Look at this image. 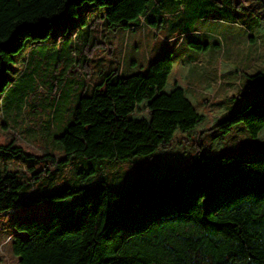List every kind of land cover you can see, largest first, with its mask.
I'll return each mask as SVG.
<instances>
[{
  "label": "trees",
  "instance_id": "16d2710c",
  "mask_svg": "<svg viewBox=\"0 0 264 264\" xmlns=\"http://www.w3.org/2000/svg\"><path fill=\"white\" fill-rule=\"evenodd\" d=\"M257 1L264 7V0ZM86 2L95 5L93 9L101 13L108 31L148 25L158 32L167 23L164 6L175 0H0V116L2 101L15 86L8 73L16 56L27 50L31 54L32 47L47 42L58 26L65 29L62 42L72 41L88 26V19L72 32L68 22ZM190 44L199 50L208 48ZM78 61L84 67L88 64L86 58ZM174 63V50H167L155 69L140 81L134 79L132 100L120 67L102 75L91 94L84 87L72 121L55 137L62 146L61 158L50 152L27 153L13 142L0 144V150L15 154V158L0 157V214L84 193L64 217L54 213L46 220H16L13 251L21 264H264V157L225 151L210 155L201 140L196 146L199 150L183 168L166 160L148 165L155 177L142 175L123 190L104 178L95 186L88 183L100 175L106 162L135 163L152 158L177 131L190 134L205 120L199 113L155 123L136 119L133 124L144 128L146 141L127 152H117L120 114L163 90ZM248 78L249 89L262 84L264 91L263 73ZM199 100L205 104L211 101ZM260 102L259 98L219 118L203 135L215 139L242 124L249 138L257 139L264 129ZM8 160L27 165L32 161L44 168L36 172V166L28 165L32 177L25 180L18 170L2 165ZM76 160L99 164L82 168L81 177L72 184L61 186L55 178L48 181V187L36 183L41 179L44 183L48 173ZM98 184L102 186L96 188Z\"/></svg>",
  "mask_w": 264,
  "mask_h": 264
},
{
  "label": "rangeland",
  "instance_id": "374dc122",
  "mask_svg": "<svg viewBox=\"0 0 264 264\" xmlns=\"http://www.w3.org/2000/svg\"><path fill=\"white\" fill-rule=\"evenodd\" d=\"M224 1L184 0L179 4L175 0L174 4L167 3L163 8L167 23L158 32L148 25L137 30L108 31L101 21V13L93 9L95 5L86 2L79 8L78 15L68 22L72 32L88 19V26L79 35L74 33L72 41L62 42L65 29L58 26L47 42L34 45L31 54L27 50L16 56V62L11 64L8 74L15 80V86L2 101L0 144L13 142L27 153L50 152L61 158L62 146L55 137L72 121L84 87L88 88L87 94H91L102 75L120 67L125 77L124 85L132 90V100L136 90L134 79L140 81L156 60L172 49L176 66L165 88L154 98L120 114L122 124L115 137L117 152H127L136 143L146 141L144 128L140 130L133 124L136 119L155 123L199 113L205 115V120L190 134L177 131L172 141L161 145L152 158H142L135 163L106 162L100 175L88 183L95 186L104 178L116 184L115 189H120L117 186L120 184L123 190L142 175L154 178L148 165L166 160L183 168L199 150L196 146L201 140L206 143L210 155L225 151L232 155L252 153L264 157V129L255 140L249 138L242 124L215 139L203 135V131L219 118L259 98L264 106L262 84L248 88V75L264 74V7L257 0H240L243 6H232L229 0L227 4ZM191 42L208 45V48L199 50L191 46ZM78 58L83 61L86 58V67ZM199 99L211 101L205 104ZM0 157L15 158V154L0 150ZM21 161L8 160L2 165L7 163L18 170L25 180L32 177L29 166H36V172L44 168L32 161L29 166ZM98 164L99 161L94 160H76L48 173L44 183L42 179L36 183L39 187H48L51 185L48 181L55 178L61 186L72 184L76 177H81L82 168ZM83 196L81 193L29 208L16 207L0 214V264H21L13 251L16 220H46L54 213L64 217Z\"/></svg>",
  "mask_w": 264,
  "mask_h": 264
},
{
  "label": "crops",
  "instance_id": "0c3cea01",
  "mask_svg": "<svg viewBox=\"0 0 264 264\" xmlns=\"http://www.w3.org/2000/svg\"><path fill=\"white\" fill-rule=\"evenodd\" d=\"M229 3H230L232 6H233V5H239L240 0H230ZM239 6H243V4H241V5H239ZM258 15H260V14L258 13ZM260 16H262V15H260ZM251 38H252V36H251ZM159 62H160V59L158 58V59L156 60L155 65H154V67H153L152 69H155V68L159 65ZM175 66H176V61H175L174 66H173V70H172V72H171V74H170V76H169L168 82H169V80H170L171 75H173V73H174ZM168 82H167V83H168ZM259 134H260V133H259ZM258 138H259V135H258ZM258 138H257V139H258Z\"/></svg>",
  "mask_w": 264,
  "mask_h": 264
}]
</instances>
